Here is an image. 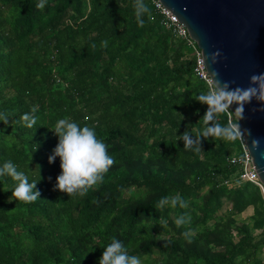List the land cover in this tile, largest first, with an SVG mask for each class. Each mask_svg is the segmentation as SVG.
<instances>
[{"label": "trees", "instance_id": "16d2710c", "mask_svg": "<svg viewBox=\"0 0 264 264\" xmlns=\"http://www.w3.org/2000/svg\"><path fill=\"white\" fill-rule=\"evenodd\" d=\"M39 2L0 0V114L8 119L0 121V166L15 163L40 194L9 199L15 182L0 177V264H98L113 237L155 264H264V200L227 160L237 141L201 138L196 151L178 140L203 127L207 106L193 96L208 86L150 1L143 26L133 0ZM62 118L94 127L115 160L83 196L54 189L50 128ZM216 119L229 123L227 113ZM176 195L186 208L158 207ZM223 198L229 205L218 212ZM247 206L253 212L236 225ZM180 215L191 219L178 228Z\"/></svg>", "mask_w": 264, "mask_h": 264}, {"label": "clouds", "instance_id": "9594fccd", "mask_svg": "<svg viewBox=\"0 0 264 264\" xmlns=\"http://www.w3.org/2000/svg\"><path fill=\"white\" fill-rule=\"evenodd\" d=\"M45 0H40L38 8L44 7ZM135 17L140 26L145 21L142 17L150 15V8L144 0H133ZM219 50L211 53L208 57L211 63H216L220 57ZM211 79L208 81L207 91L194 95L193 99L205 104L206 111L201 117L203 127L198 129L195 135L189 131L179 135L178 140L183 141L185 149H195L200 151L201 138L214 137L228 141L243 139L247 129H242L238 122H230L226 125L219 123L216 117L229 111V106L237 104L235 114L238 120L244 119V105L253 98L264 102V73L253 74L249 78V86L241 88L239 86L230 88V81L217 79L218 73L213 70L210 73ZM264 111V107L253 109V111ZM36 111L35 108L32 109ZM25 125L32 128L36 124L34 116L25 113L22 116ZM0 121L6 125L7 116L0 114ZM57 136V144L48 156V162L53 163L59 158L60 172L55 178L54 189L65 193L67 196L85 195L91 188L103 182L104 175L115 163L114 158L108 153V145L97 137L94 127L88 125L80 126L76 122L67 118L58 120L53 128H50ZM252 144L257 147L258 140H253ZM11 177L15 182L11 187L9 199H15L24 203H31L39 198V191L36 189V181L29 182L27 175L19 171L12 161H5L0 166V177ZM170 206L175 208L187 207L179 195L162 197L158 202V207ZM191 217L180 215L174 219L176 227H181L190 221ZM161 225L167 226V221L161 219ZM187 237L190 233L185 232ZM98 264H142L141 259L135 255H129L124 244L119 239L113 237L111 241L103 247Z\"/></svg>", "mask_w": 264, "mask_h": 264}, {"label": "water", "instance_id": "95a60500", "mask_svg": "<svg viewBox=\"0 0 264 264\" xmlns=\"http://www.w3.org/2000/svg\"><path fill=\"white\" fill-rule=\"evenodd\" d=\"M182 23L201 49L205 70H215L217 79L230 81V88L249 86L253 74L264 73V0H160ZM219 50L211 63L209 55ZM233 117L248 133L243 137L251 163L264 188V102L253 98L244 105V119ZM259 144L254 147L253 140Z\"/></svg>", "mask_w": 264, "mask_h": 264}, {"label": "built area", "instance_id": "2783aa9c", "mask_svg": "<svg viewBox=\"0 0 264 264\" xmlns=\"http://www.w3.org/2000/svg\"><path fill=\"white\" fill-rule=\"evenodd\" d=\"M154 11L160 15L162 26L171 33L172 36L182 41L191 52V71L192 73L204 80L207 86L208 81L211 77L205 70L204 64L201 59V49L196 44L195 40L191 39L186 27L177 21L176 17L171 14L168 9L161 3L160 0H149ZM227 113L228 122H231L230 109ZM237 152L230 154L228 157V162L231 164H238L240 171L238 173V178L243 181L250 182L251 184L258 187L261 196L264 200V188L260 182L257 173L255 172L253 165L251 163L248 151L245 147L243 139H237ZM228 179L224 180L227 183Z\"/></svg>", "mask_w": 264, "mask_h": 264}, {"label": "rangeland", "instance_id": "374dc122", "mask_svg": "<svg viewBox=\"0 0 264 264\" xmlns=\"http://www.w3.org/2000/svg\"><path fill=\"white\" fill-rule=\"evenodd\" d=\"M203 193H205V191ZM222 201H223L222 207L220 208V210L218 212L224 211L225 208L227 207V205H229V202L227 199L223 198ZM234 219H235L236 225L240 224V222H246V219H241V216H239V213L234 215ZM232 234L234 235L233 229H232ZM218 249H221V247H218ZM152 256H153V254L143 255L139 258L141 259L142 264H155V263H153V260H152L153 257ZM261 258H264V252L261 254Z\"/></svg>", "mask_w": 264, "mask_h": 264}, {"label": "crops", "instance_id": "0c3cea01", "mask_svg": "<svg viewBox=\"0 0 264 264\" xmlns=\"http://www.w3.org/2000/svg\"><path fill=\"white\" fill-rule=\"evenodd\" d=\"M253 212L252 206H247L243 211L239 212L241 219H247Z\"/></svg>", "mask_w": 264, "mask_h": 264}]
</instances>
